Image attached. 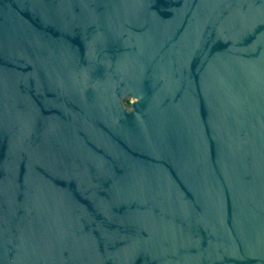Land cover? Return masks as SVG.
I'll list each match as a JSON object with an SVG mask.
<instances>
[{
	"label": "water",
	"instance_id": "water-1",
	"mask_svg": "<svg viewBox=\"0 0 264 264\" xmlns=\"http://www.w3.org/2000/svg\"><path fill=\"white\" fill-rule=\"evenodd\" d=\"M0 264H264V0H0Z\"/></svg>",
	"mask_w": 264,
	"mask_h": 264
},
{
	"label": "rangeland",
	"instance_id": "rangeland-1",
	"mask_svg": "<svg viewBox=\"0 0 264 264\" xmlns=\"http://www.w3.org/2000/svg\"><path fill=\"white\" fill-rule=\"evenodd\" d=\"M129 102V101H128Z\"/></svg>",
	"mask_w": 264,
	"mask_h": 264
}]
</instances>
